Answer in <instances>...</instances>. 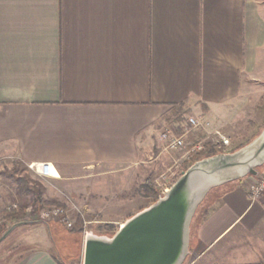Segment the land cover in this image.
Here are the masks:
<instances>
[{
  "label": "crops",
  "instance_id": "0c3cea01",
  "mask_svg": "<svg viewBox=\"0 0 264 264\" xmlns=\"http://www.w3.org/2000/svg\"><path fill=\"white\" fill-rule=\"evenodd\" d=\"M254 98H264V0H0V210L30 212L31 193L17 184L25 177L44 200L72 198L88 222L119 226L150 199L148 178L157 189L158 170L193 163L164 150L165 127L187 145L210 143ZM179 114L207 125L186 131ZM42 162L52 177L26 168ZM118 173L127 184L107 180ZM254 176L199 206L194 262L264 264V194H247ZM124 196L127 217H118L111 206ZM49 223L36 224L39 247L26 245L10 264H62Z\"/></svg>",
  "mask_w": 264,
  "mask_h": 264
},
{
  "label": "water",
  "instance_id": "95a60500",
  "mask_svg": "<svg viewBox=\"0 0 264 264\" xmlns=\"http://www.w3.org/2000/svg\"><path fill=\"white\" fill-rule=\"evenodd\" d=\"M263 165L264 127L232 152L191 163L161 197L126 218L112 235L86 232L81 264H183L190 254L192 220L207 195L256 175ZM16 225L0 237V242Z\"/></svg>",
  "mask_w": 264,
  "mask_h": 264
},
{
  "label": "rangeland",
  "instance_id": "374dc122",
  "mask_svg": "<svg viewBox=\"0 0 264 264\" xmlns=\"http://www.w3.org/2000/svg\"><path fill=\"white\" fill-rule=\"evenodd\" d=\"M239 110L238 117L230 122L228 125L224 126L222 128L223 132L220 130H215L212 136V140H216L218 136H224L229 139V144L227 146H220V147H227L222 148V151H230L234 150L238 145H241L243 143H246L253 135H257L259 131L264 126V98L260 99V102H258L257 98H254L252 100H248L246 103L242 104ZM189 115L185 114H179L175 117V123H177V126L181 123L180 121L187 122ZM186 124V123H185ZM225 132V135H224ZM257 133V134H256ZM220 134V135H218ZM210 143L206 144V148ZM211 147V146H209ZM219 149V151H221ZM182 151V150H180ZM182 152L178 154V157H181ZM191 154H189L190 158ZM182 164V163H181ZM185 163L182 164L183 171L189 166V164ZM172 167L169 165L167 168H164L162 171L158 170L154 177H156V181H161L160 175L162 173H165L167 169ZM172 168L171 170H173ZM180 169V168H179ZM22 169L19 168V171L16 173H11L10 176L12 181V178L16 177L21 173ZM179 174H177L172 180H170V184H172L179 176H180V170ZM12 172V171H9ZM126 174H113L110 175L107 178V180L110 181L111 184L116 185L120 187V185H123L126 180ZM35 180L34 178H32ZM167 181V180H166ZM153 182V179H152ZM164 182V181H163ZM169 183V182H168ZM127 184V183H125ZM155 184V183H154ZM160 187L157 186V199L159 195L161 194ZM142 190V189H141ZM66 199V198H64ZM131 197H116L114 199V204L111 206V211L115 212L116 216L118 217H127V214H124L126 211L125 209L128 208L129 205H127L128 201L130 202ZM139 198L136 196V199L132 200L131 203L137 202ZM76 204L77 202L73 200ZM150 199H141V202L139 203V207L141 209L143 207H146L150 204ZM48 206V205H46ZM79 209L82 210L80 207ZM136 212V211H135ZM134 212V213H135ZM125 215V216H124ZM92 217L89 216L88 212H83L82 216L79 214L73 215V228L72 230L67 229L61 222H58L56 220H48L51 225V235H52V242L50 244L51 251L55 253V255L58 257V259L62 262V264H81V258H82V248L79 239H81V242L83 241L84 233L88 231H93L96 234L99 235H107L105 233L104 227L100 224L104 223H87L84 224V221L86 222L88 219ZM4 220L3 218V211L0 210V223H2ZM45 222L44 220L40 219L39 215L31 216L28 213L22 218V220L19 223H15L13 225H16L13 230L7 235V237L0 242V264H10L15 258L18 257V255L23 252L26 248L25 246H28L29 248H35L39 247V235L36 233L35 228L37 223ZM11 224V223H10ZM9 224V225H10ZM12 225V226H13ZM116 227L114 231L118 228V225L115 224ZM11 226V227H12ZM34 226V227H33ZM10 227V228H11ZM80 230V231H79ZM110 234V233H108ZM110 236V235H109ZM193 255L189 254L186 258L185 262L183 264H198L197 262H194Z\"/></svg>",
  "mask_w": 264,
  "mask_h": 264
},
{
  "label": "built area",
  "instance_id": "2783aa9c",
  "mask_svg": "<svg viewBox=\"0 0 264 264\" xmlns=\"http://www.w3.org/2000/svg\"><path fill=\"white\" fill-rule=\"evenodd\" d=\"M186 124L188 127L186 131L192 128L195 129L207 125V123L204 122L202 119L192 116L188 117ZM159 140L162 142L165 151L172 152V151L183 150L184 153L182 154L181 158H187L189 154L192 155L195 153L203 152L206 149V144H207L206 140L203 139V140L195 141L190 145H187L185 140V134L183 133L178 135L171 127H165L161 131V133L159 134ZM228 144H229V139L221 135L218 136L216 140H212L213 146L220 147L223 145L227 146ZM180 160H177V162L171 165L172 167L167 169L165 173H162V175L159 176L161 181L158 180L157 186L162 188L159 197H161L168 190L169 186L171 185L170 180H172L177 174H179L178 170H180V173L183 172L182 164ZM26 168L34 175L42 179L53 176V167L49 163H45V162L29 163L26 165ZM172 168L174 169L171 170ZM247 192H248L247 193L248 197L251 200H258L261 197V195L264 194V165L262 169L258 171L257 174L253 177V179H250L248 181ZM65 202H66L65 206L48 205L42 207L38 212L40 219L44 221L56 220L58 222H61L67 229H72L74 223L72 216L77 214L82 216L83 211L79 209V207L73 201L72 198L66 197ZM10 207L16 208V206H10ZM10 207H8L7 209H9ZM87 223L90 222L84 221L83 225H86Z\"/></svg>",
  "mask_w": 264,
  "mask_h": 264
},
{
  "label": "trees",
  "instance_id": "16d2710c",
  "mask_svg": "<svg viewBox=\"0 0 264 264\" xmlns=\"http://www.w3.org/2000/svg\"><path fill=\"white\" fill-rule=\"evenodd\" d=\"M254 136L255 135H253L251 138H253ZM243 145H245V143L238 145L234 150H236L237 148H239ZM208 146L203 152L192 154L189 158L190 162H194V161L201 159L203 157L214 155V154L220 152L219 150H216L213 146L212 147H208ZM234 150H232V151H234ZM28 183H29V181L25 177H18L17 178V184L20 187V189H22L24 192L31 193L32 198H31V210H30V212H25L24 209H20L17 206H16V208L10 207L9 209H4L3 210L4 220L2 223H0V237L13 224L19 223L27 213L31 216H36V215H38V212L42 207H44L46 205H56V204H52V203L44 200L42 195H41V192L38 189H36L35 187H29ZM141 189L143 190L142 191L143 195L150 198V200H151L150 204L153 203L157 199V197H156L157 196V190L154 186V183L152 182V180L150 178H148L144 182V184L141 186ZM100 225H102V227H104L105 233H107V235H112L114 232V229L116 227V225L112 224V223H104V224H100ZM69 230H72V229H69ZM108 233H110V234H108Z\"/></svg>",
  "mask_w": 264,
  "mask_h": 264
}]
</instances>
